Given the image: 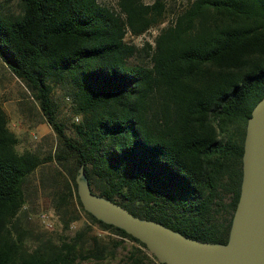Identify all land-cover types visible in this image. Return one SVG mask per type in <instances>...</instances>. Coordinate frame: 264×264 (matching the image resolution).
Listing matches in <instances>:
<instances>
[{
	"label": "trees",
	"instance_id": "trees-1",
	"mask_svg": "<svg viewBox=\"0 0 264 264\" xmlns=\"http://www.w3.org/2000/svg\"><path fill=\"white\" fill-rule=\"evenodd\" d=\"M10 1L17 13L6 11ZM0 0V61L25 87L56 139L43 157L18 152L0 107V264L102 261L106 246L87 240L90 226L58 242L32 243L20 220L30 177L52 203L64 231L83 216L146 246L84 211L75 183L83 165L90 189L132 215L203 242L225 244L242 178L247 120L264 97V0H190L161 29L148 63H133L125 42L162 21L164 0ZM56 89L79 117L73 134L57 118ZM54 164L47 171V164ZM112 254V253H111Z\"/></svg>",
	"mask_w": 264,
	"mask_h": 264
},
{
	"label": "water",
	"instance_id": "water-1",
	"mask_svg": "<svg viewBox=\"0 0 264 264\" xmlns=\"http://www.w3.org/2000/svg\"><path fill=\"white\" fill-rule=\"evenodd\" d=\"M75 183L84 211L143 243L159 264H264V97L247 120L239 199L225 244L191 239L132 215L91 191L83 165Z\"/></svg>",
	"mask_w": 264,
	"mask_h": 264
},
{
	"label": "rangeland",
	"instance_id": "rangeland-1",
	"mask_svg": "<svg viewBox=\"0 0 264 264\" xmlns=\"http://www.w3.org/2000/svg\"><path fill=\"white\" fill-rule=\"evenodd\" d=\"M145 5H151L155 0H140ZM190 0H164L165 12L162 21L157 25H152L146 32L139 36H133L129 31L125 36V42L132 44L137 48V52L131 59L133 63H148L146 44L154 47V39L161 29L168 27L175 19L176 13L186 7ZM99 4L108 7L119 13L118 0H98ZM6 11L17 13L19 6L16 1H10L6 6ZM53 101L57 106V118L66 126L67 133L73 134V123H78L79 117L72 112L70 100L65 99L61 90L56 89L52 95ZM0 107L11 115L10 130L15 133L19 139L17 145L18 152L31 151L39 157H43L55 147L56 139L50 126L44 121L37 104L28 95L23 84L15 79L2 65L0 61ZM16 111L21 112L18 118ZM47 171L55 169V165L47 164ZM39 171L35 172L29 180L27 191L28 199L25 209L29 211L28 218L20 220L23 229L30 233L32 243H38L40 240H48L54 244L58 242L60 235L73 237L75 233L85 225L90 226L87 240L97 239L102 247L106 246V256L102 261H82L79 264H131L129 255L137 247L129 240H123V243L113 249L111 241L120 240V237L110 232L103 231L101 228L91 225L83 216L77 222L70 224L68 230L64 231L57 215L52 209V203L43 193L39 184ZM46 214L51 228H46L40 220V215ZM112 253V254H111ZM143 264H155L152 256L148 254Z\"/></svg>",
	"mask_w": 264,
	"mask_h": 264
},
{
	"label": "built area",
	"instance_id": "built-area-1",
	"mask_svg": "<svg viewBox=\"0 0 264 264\" xmlns=\"http://www.w3.org/2000/svg\"><path fill=\"white\" fill-rule=\"evenodd\" d=\"M39 218L46 228H51L52 225L46 214H41Z\"/></svg>",
	"mask_w": 264,
	"mask_h": 264
},
{
	"label": "crops",
	"instance_id": "crops-1",
	"mask_svg": "<svg viewBox=\"0 0 264 264\" xmlns=\"http://www.w3.org/2000/svg\"><path fill=\"white\" fill-rule=\"evenodd\" d=\"M1 109H2V108H1ZM2 110H3V109H2ZM3 111H4V110H3ZM4 113L6 114V117H7V120H8V125H9V128H10V122H9V121H11V115H10L9 113H6L5 111H4ZM15 114H16V116H17L18 118L21 117V112H20V111H16Z\"/></svg>",
	"mask_w": 264,
	"mask_h": 264
}]
</instances>
